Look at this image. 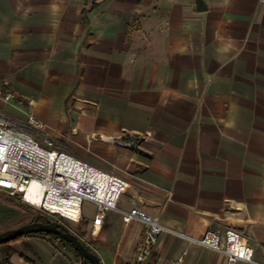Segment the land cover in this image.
<instances>
[{
	"label": "crops",
	"instance_id": "0c3cea01",
	"mask_svg": "<svg viewBox=\"0 0 264 264\" xmlns=\"http://www.w3.org/2000/svg\"><path fill=\"white\" fill-rule=\"evenodd\" d=\"M0 113L34 116L61 149L113 176L120 211L134 200L158 216L167 231L144 264L183 254L181 264H227L171 233L198 239L209 228L238 230L264 264L258 0H0ZM33 209L0 198V230ZM94 213L81 212L87 234ZM143 231L109 211L86 245L102 264H133ZM9 246L10 264H79L44 236Z\"/></svg>",
	"mask_w": 264,
	"mask_h": 264
},
{
	"label": "built area",
	"instance_id": "2783aa9c",
	"mask_svg": "<svg viewBox=\"0 0 264 264\" xmlns=\"http://www.w3.org/2000/svg\"><path fill=\"white\" fill-rule=\"evenodd\" d=\"M258 2L264 4V0ZM118 145L122 149H130L131 146L124 142H118ZM31 183H35V187L29 191ZM0 192L18 197L48 218L58 215L69 219L50 210L47 203L65 205L77 202L79 218L83 203L89 202L95 209L91 235L101 228L109 211L120 213L124 223L132 220L141 222L144 231L137 244L133 264H144L160 235L167 231L158 216L141 212L134 200L130 202V211H120L117 206L123 189L113 176L61 149L45 132L44 124L34 116L19 120L0 113ZM37 197L41 199L39 205L33 203ZM171 233L222 254L227 264H259L254 260L253 247L242 240L236 229L226 228L221 232L209 228L198 239ZM183 259L184 254L177 258L175 264H181Z\"/></svg>",
	"mask_w": 264,
	"mask_h": 264
},
{
	"label": "water",
	"instance_id": "95a60500",
	"mask_svg": "<svg viewBox=\"0 0 264 264\" xmlns=\"http://www.w3.org/2000/svg\"><path fill=\"white\" fill-rule=\"evenodd\" d=\"M39 233L57 236L61 240L69 243L79 256V264H84L85 261L90 264H102L99 257L90 251L65 225L57 220H49L48 217H46L45 222L36 219L30 223L0 232V244L10 243L19 237Z\"/></svg>",
	"mask_w": 264,
	"mask_h": 264
},
{
	"label": "rangeland",
	"instance_id": "374dc122",
	"mask_svg": "<svg viewBox=\"0 0 264 264\" xmlns=\"http://www.w3.org/2000/svg\"><path fill=\"white\" fill-rule=\"evenodd\" d=\"M29 192V191H28ZM0 193H4V192H0ZM4 194H6V193H4ZM10 196V195H9ZM0 198L1 199H3V200H6L5 198V196H1L0 195ZM40 201H41V199L39 198V197H37V198H35L34 200H33V203L35 204V205H39L40 204ZM49 208V207H48ZM50 210H53V211H55V212H58V209L59 210H61V209H66L67 210V214L69 213L70 215H71V217H72V219H75V217L78 215V205H74V204H72V205H68V206H66V207H61V208H57V207H54V208H49ZM33 211L36 213V214H42L40 211H38V210H35V209H33ZM64 211V210H63ZM93 212H94V206L91 204V203H88L87 204V202H84L83 203V205H82V215L83 216H86V217H88V216H90V215H92L93 214ZM35 217H36V219L37 220H39L40 219V217L39 216H37V215H35ZM34 217V218H35ZM51 218H54V219H56L57 221H59L60 223H62L63 225H65L72 233H74V234H79L80 236H82V232H84L82 229L80 230V229H78V226H77V223L80 221V220H83L84 219V217H79L78 218V220L77 221H72V220H69V219H64L63 217H60V216H58V215H52L51 216ZM30 221H31V219H29V220H27L26 222H24L23 224H27V223H30ZM23 224H20V225H18V226H21V225H23ZM18 226H16V227H18ZM15 227V228H16ZM8 229H12V228H8ZM7 229V230H8ZM6 229H2V230H0V232H3V231H5ZM86 232V231H85ZM28 236V235H27ZM27 236H25L24 238H26ZM24 238H22L21 240H23ZM21 240H19V241H15V242H13L14 244L15 243H18V242H20ZM80 240H81V242L85 245V246H87L86 244H91V236H90V234H87L86 233V235L85 236H82V237H80ZM12 244V243H11ZM56 244H58V246H60V247H62V245L60 244V243H57L56 242ZM88 247V246H87ZM89 249V248H88Z\"/></svg>",
	"mask_w": 264,
	"mask_h": 264
},
{
	"label": "trees",
	"instance_id": "16d2710c",
	"mask_svg": "<svg viewBox=\"0 0 264 264\" xmlns=\"http://www.w3.org/2000/svg\"><path fill=\"white\" fill-rule=\"evenodd\" d=\"M0 195L1 196H5L6 198V200H10V201H12V202H14V203H16V204H20V205H22V206H26L27 207V205L26 204H24L23 202H21L20 200H19V198L18 197H16V196H9V195H6V194H4V193H0ZM47 206V205H46ZM49 208H54V207H49ZM38 216L40 217V218H43V219H46V216H44L43 214H38ZM34 220H36V217L35 218H33L31 221H34ZM30 221V222H31ZM42 222H45V221H42ZM77 226H78V229H82L84 232H82V236H85L86 235V233H87V230H86V227H87V224H86V221L83 219V220H80L78 223H77ZM86 231V232H85ZM35 235H37V236H44V237H46L49 241H52V242H57V243H60L61 245H62V247L63 248H65V249H67L68 251H70L77 259H79V256H78V254L72 249V247H71V245L69 244V243H67V242H65V241H63V240H61L60 238H58L57 236H53V235H51V234H44V233H39V234H35ZM79 239H80V237H82V236H80L79 234H75ZM25 236H22V237H19V238H17L16 240H14L13 242H15V241H19V240H21L22 238H24ZM13 242H10V243H6V244H0V252H2L3 253V255H4V259L2 260V262H0V264H10L9 263V257H10V255L11 254H13L15 251L9 246L11 243H13ZM87 247V246H86ZM88 248V247H87ZM84 264H90L89 262H87V261H85L84 262Z\"/></svg>",
	"mask_w": 264,
	"mask_h": 264
},
{
	"label": "bare ground",
	"instance_id": "6f19581e",
	"mask_svg": "<svg viewBox=\"0 0 264 264\" xmlns=\"http://www.w3.org/2000/svg\"><path fill=\"white\" fill-rule=\"evenodd\" d=\"M34 187H35V183H31L28 190H30V189H32ZM72 204L78 205L77 202H71V203L65 204V205H58V204L55 205V204H48L47 203L46 205H47V207H57V208H61V207H65L67 205H72Z\"/></svg>",
	"mask_w": 264,
	"mask_h": 264
},
{
	"label": "flooded vegetation",
	"instance_id": "af4514ba",
	"mask_svg": "<svg viewBox=\"0 0 264 264\" xmlns=\"http://www.w3.org/2000/svg\"><path fill=\"white\" fill-rule=\"evenodd\" d=\"M49 220H56V219H54V218H49ZM38 221H45V219L40 218Z\"/></svg>",
	"mask_w": 264,
	"mask_h": 264
}]
</instances>
